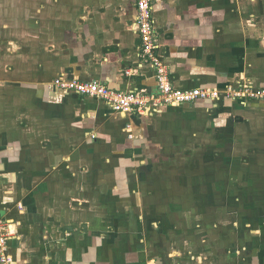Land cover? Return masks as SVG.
<instances>
[{
  "label": "crops",
  "instance_id": "crops-1",
  "mask_svg": "<svg viewBox=\"0 0 264 264\" xmlns=\"http://www.w3.org/2000/svg\"><path fill=\"white\" fill-rule=\"evenodd\" d=\"M69 2L20 53L0 52L11 264H264V101L126 115L52 89L74 78L157 92L137 0ZM154 20L175 88L264 89V0H155Z\"/></svg>",
  "mask_w": 264,
  "mask_h": 264
},
{
  "label": "built area",
  "instance_id": "built-area-1",
  "mask_svg": "<svg viewBox=\"0 0 264 264\" xmlns=\"http://www.w3.org/2000/svg\"><path fill=\"white\" fill-rule=\"evenodd\" d=\"M155 0H137L136 29L140 37L139 56L155 71L156 93L124 92L113 90L98 81H81L74 78H59L51 88L84 97L94 98L111 106L116 113L139 115L152 108L194 105L196 102L216 101L222 99L264 101V89H256L243 83L230 87L222 96L218 90L190 89L181 90L174 87L169 66L162 60L160 37L154 20ZM136 70L126 71L133 75ZM128 128L131 129L129 125ZM132 138V136H130ZM12 233L3 215L0 213V263L11 264L13 259L7 254V244Z\"/></svg>",
  "mask_w": 264,
  "mask_h": 264
},
{
  "label": "rangeland",
  "instance_id": "rangeland-1",
  "mask_svg": "<svg viewBox=\"0 0 264 264\" xmlns=\"http://www.w3.org/2000/svg\"><path fill=\"white\" fill-rule=\"evenodd\" d=\"M62 3L70 5L69 0H65V2L64 0H0V41L2 42L0 52H5L6 48L9 47L12 49V53H20L21 45L25 49L23 47L26 45L25 41L30 44L33 40H36V36H41L39 32H35L36 30L33 29L37 28V23L41 24L44 18L49 23V21L57 20L56 16L60 15V13L64 14L65 8L61 5ZM47 13L49 14L48 16H43ZM9 44H12L13 47L9 46ZM227 149L230 150L231 146L228 145ZM173 163L178 167L184 164L180 160ZM229 195L234 196L235 194ZM236 195L238 194L236 193ZM216 198L217 196L211 198V202H214ZM232 200L233 198L227 200L229 208L232 206ZM229 208L226 207V211L232 210Z\"/></svg>",
  "mask_w": 264,
  "mask_h": 264
}]
</instances>
